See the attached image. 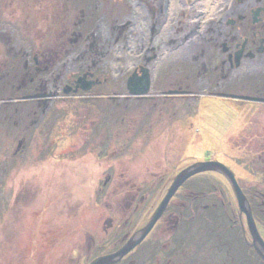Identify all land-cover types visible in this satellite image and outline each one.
I'll use <instances>...</instances> for the list:
<instances>
[{
	"label": "rangeland",
	"instance_id": "374dc122",
	"mask_svg": "<svg viewBox=\"0 0 264 264\" xmlns=\"http://www.w3.org/2000/svg\"><path fill=\"white\" fill-rule=\"evenodd\" d=\"M34 4L38 64L20 62L8 88L0 78V264H89L117 251L148 224L175 176L205 160L236 173L264 237V121H248L264 118V111L182 102L167 109L164 99L145 101L123 89L114 94V85L122 87L140 65L142 46L45 26L49 20L38 13L46 11L44 1ZM139 30L142 24L132 36ZM92 67L108 82L95 88L86 72ZM115 197L135 200L116 213L109 206ZM218 209L226 219L215 224L209 214ZM249 242L246 214L228 178L201 172L178 189L141 244L114 264H264Z\"/></svg>",
	"mask_w": 264,
	"mask_h": 264
},
{
	"label": "flooded vegetation",
	"instance_id": "af4514ba",
	"mask_svg": "<svg viewBox=\"0 0 264 264\" xmlns=\"http://www.w3.org/2000/svg\"><path fill=\"white\" fill-rule=\"evenodd\" d=\"M34 1L0 0L4 10L0 16V78H5V88L11 74L17 78L22 71L20 62L27 67L38 64L31 38L35 20L38 21L31 12ZM43 1L46 11L40 8L38 13L49 20L43 23L45 26H60L61 30L82 28L88 39L93 33L110 43L121 45L134 39L137 47L142 46L140 65L132 67L133 72L122 87L114 85V94L123 89L131 97L145 101L164 99L167 109L183 103L186 108L213 106L232 112L245 108L244 105H258L256 109L264 111V0ZM141 24L142 32L140 29L139 35L132 36ZM79 37L76 35L71 41L77 43ZM122 37L126 41H120ZM14 39L27 46L26 53H20L19 45L12 46ZM90 70L86 72L94 78L95 88L108 82V78H100L97 69ZM131 78L134 89L139 87L136 79H142L143 85L149 78V92L131 95ZM134 200L115 197L109 206L118 213L116 210L125 202L132 205Z\"/></svg>",
	"mask_w": 264,
	"mask_h": 264
},
{
	"label": "water",
	"instance_id": "95a60500",
	"mask_svg": "<svg viewBox=\"0 0 264 264\" xmlns=\"http://www.w3.org/2000/svg\"><path fill=\"white\" fill-rule=\"evenodd\" d=\"M82 78L83 77H81V79ZM149 82L150 81L148 78L147 82L143 83L142 85V79H136L135 84L138 85L139 87L134 89L133 78L129 79L130 94L140 96L143 93L147 92L149 88L148 87ZM92 84H93L92 82L88 83L87 88H89ZM144 85L145 87H143L142 89V86ZM209 171L221 173L224 176H226L230 181L239 203L240 215L242 216L243 214H246L247 225L252 234V242H249V244L254 247L257 254L264 261V237L262 236L258 228L252 206L237 179L236 173L230 167H228L226 164H224L219 160H205V161H197L193 163L192 165L184 168L175 176L166 195L163 197L162 201L160 202L159 207L157 208L155 214L153 215V217L145 227L136 231L117 251L105 255H100L96 257L94 260H92L89 264H114L120 261L132 249H134L136 246L141 244V242L146 238V236L153 228L155 222L161 217L163 211L166 209L168 203L175 195V193L178 191V189L188 179L192 178L196 174L201 172H209Z\"/></svg>",
	"mask_w": 264,
	"mask_h": 264
},
{
	"label": "trees",
	"instance_id": "16d2710c",
	"mask_svg": "<svg viewBox=\"0 0 264 264\" xmlns=\"http://www.w3.org/2000/svg\"><path fill=\"white\" fill-rule=\"evenodd\" d=\"M253 204V211H254V214H255V216L256 215H258V211H257V208H256V206L254 205V203H252ZM209 216H211V217H214L215 219H213V218H211L210 220H212L215 224L216 223H220V222H218L219 220L220 221H222V222H224L225 220L224 219H226L225 217H224V215L221 213V209L219 210H216V211H212V212H210V214H209ZM212 222V223H213ZM233 243V242H232ZM244 244V243H243ZM245 246H247L246 244H244ZM173 254V252H170L169 253V255H167L169 258H171V255Z\"/></svg>",
	"mask_w": 264,
	"mask_h": 264
}]
</instances>
